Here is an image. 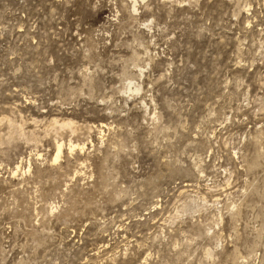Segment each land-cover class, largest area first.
I'll return each mask as SVG.
<instances>
[{"label":"rangeland","instance_id":"374dc122","mask_svg":"<svg viewBox=\"0 0 264 264\" xmlns=\"http://www.w3.org/2000/svg\"><path fill=\"white\" fill-rule=\"evenodd\" d=\"M132 5L0 0V264H264V0Z\"/></svg>","mask_w":264,"mask_h":264},{"label":"bare ground","instance_id":"6f19581e","mask_svg":"<svg viewBox=\"0 0 264 264\" xmlns=\"http://www.w3.org/2000/svg\"><path fill=\"white\" fill-rule=\"evenodd\" d=\"M132 1H133L132 10H135V2H136V0H132ZM70 144H72V143H70ZM74 145H75V144H74ZM71 146H73V145H71ZM71 146H70V147H71ZM61 150H62V145H61V143L57 142V143L55 144V155H54L53 158H52L53 161H55V160L58 159Z\"/></svg>","mask_w":264,"mask_h":264}]
</instances>
